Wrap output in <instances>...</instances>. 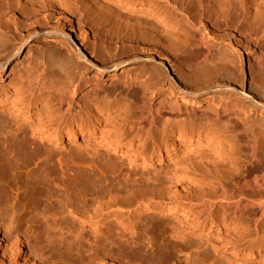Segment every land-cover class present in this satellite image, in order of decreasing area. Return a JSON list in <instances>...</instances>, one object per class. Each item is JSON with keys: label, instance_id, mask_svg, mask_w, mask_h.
Returning a JSON list of instances; mask_svg holds the SVG:
<instances>
[{"label": "bare ground", "instance_id": "1", "mask_svg": "<svg viewBox=\"0 0 264 264\" xmlns=\"http://www.w3.org/2000/svg\"><path fill=\"white\" fill-rule=\"evenodd\" d=\"M29 1L30 0H23L21 4L20 0H0V15H11L10 18L16 17L19 22L33 17V12L37 8L45 11L48 15H57L59 20L62 21L61 24L63 26L50 32L64 36L72 52L70 53L71 55H68L60 50L57 56L55 55L57 52L55 48L49 49V56L52 59L50 60L59 67L72 64L80 65V61H83L96 69L99 75L105 73L109 69H114L117 66L116 64L108 65L105 61L97 59L100 55L99 48L101 45L110 42L118 45V51L121 50L122 52L129 46L135 47L140 44V46L144 47L143 49H145V47L150 48V50L160 57L158 62L155 61V59L152 60L154 61V66L149 67L151 75L149 81L135 77L130 83L122 85V88H126L131 94L140 96V100L143 102L142 105L139 106L141 113L146 109L144 104L145 97L143 93L141 94L138 91L146 92L149 85L152 83V79L157 80V83L152 87H157L161 84L162 79L165 77L161 66H164L166 71H168L169 66L165 64V59L169 60V64H172V74H169L168 71L171 81L174 82L177 88L183 93L198 96L210 90H217L225 91L230 94H240L250 100L252 104L261 111V114H258L254 118L255 121L248 124V122L245 123L237 118L238 116L235 110L231 107V102L224 103L223 100L218 103H216L215 100H209L207 103L203 104L202 107L200 103H197L199 107L171 106V108H168L171 116L165 117H162L159 109H155L150 117L139 118V120L143 119V121H145L146 124H144V127L141 126L142 121L138 120V125L140 124L139 126L143 128L141 130L137 129V132H139L138 134H140V132L142 133V135L138 137L140 147H136L137 150L132 146L133 142L123 144L125 139L122 134H117L108 140L105 139V144L114 153L116 151L121 152L125 157H128L129 164L137 163L142 167H151L155 162L160 165L165 159L172 158L177 150L188 148V150H186V155H192H190L191 161L187 162L188 160H186L183 164L181 163L176 166L174 169L175 171L177 169V172H175L174 175L168 176L164 180L165 183L162 184V187L165 184L168 185L166 191L167 188L168 190H174V198L168 205L164 206L162 204L164 210L158 206L156 209L158 210V208H160L161 213L164 211L167 215L175 214L178 215V218L182 219L180 221L178 220L179 222L175 219L176 222H171L172 219L170 221H160L158 225L161 230L165 231L164 235L166 232L167 234L168 232H177L176 234L180 236L183 234L182 237L185 239L187 237L186 231H188V228H191V231L206 233L207 235L210 233H214V235L218 234V232L224 228V231H227V233L225 232L227 240L221 242V248L225 254H232L233 256L242 255L245 258L255 257L261 253L263 254L264 88L253 79L247 84L248 92L242 89L240 75L236 71L237 66L235 59L231 60L230 55L237 57V54H243V50H257L258 55L256 56L255 64L258 66L259 71H261L260 74L264 73V0H107L110 6L108 3L104 4V0H38L36 5H32L31 9H29L31 4L28 3ZM100 13L102 15H107L103 19L102 15L99 17L95 16ZM106 17L113 18L115 20V23H113L114 25L111 26V24H107L109 19L106 20ZM65 24L70 25L72 28L81 26L86 32L89 31L93 35V43L85 46V49L92 56V59H89L81 46L71 37V34L63 29ZM182 25L183 29L179 28ZM177 28H179V30H177ZM8 29V25L0 24V80L9 62L10 57L6 56L11 53V50H7V41L10 38L8 35L10 31ZM166 30H173L174 32L179 31L180 33L182 31V33L179 34V36L176 34L177 37H173V35L167 33ZM229 37L236 41L235 47L237 50L236 48H234L235 50L232 49L230 55L227 54L222 56L217 54V51L210 44L216 41L223 44L222 41ZM205 41L210 44H206ZM21 48L22 46L19 45L13 49L12 55H16ZM2 53H4V55H2ZM191 56H193L195 61L199 64L195 69L191 68ZM94 59H96V62H94ZM184 78H187L186 80H189V82L184 80ZM183 81H185V84ZM50 82L49 84L47 83V85L44 83L41 84L36 94H40L44 91H51L54 98L58 100V104L64 115L69 114L71 112V100L66 99V92L64 93L61 88H57L52 81ZM74 83L73 80H70L67 86L70 88L75 87ZM194 87H200V89L194 90ZM30 88L32 89V87ZM31 89L25 92H22V89L17 90V99L15 97V100H12L11 103L9 102L10 108L8 110L17 111L23 115V119H26L27 116L22 114L20 104H22L25 99L27 101V96L26 98H24V96L28 94L29 91L31 92ZM90 92H95L93 96L97 95L96 100L99 99V95L101 96L100 99L102 98L101 100H104V95H107L104 94V97H102L101 93H104V91L103 87H100L99 84H91L83 95L86 96ZM30 94H32V92ZM30 94H28V96ZM92 99L95 98L92 97ZM28 100H30V97ZM5 101L6 100L0 98V106ZM91 102H93V100ZM99 103L107 106V104H105L107 103L106 101L105 103H101V101ZM99 103L93 104L98 106ZM95 108L97 111V107ZM91 109L93 110L92 107ZM88 110L90 109L88 108ZM93 116H95V113ZM67 117L68 116H66V119ZM96 118L97 117H95V120ZM92 124L95 125V123ZM36 128H39V126H36ZM41 128L43 129L44 127ZM153 128H155V130ZM152 129L158 133H155L156 136H160V138H158V140H162H159L160 143L157 142L158 140L156 138L151 137V132L154 133ZM46 131L44 130L39 133L40 141L47 140L48 143L52 145H57L61 142L74 143L80 138L95 137V131L91 129L87 132L82 128L76 130L69 129L63 135L59 133L50 134ZM128 137L130 136L128 135ZM121 138L124 140H121ZM150 145L153 146V152L150 150ZM193 156L194 158H192ZM106 164L105 166L108 167ZM111 169H113L112 172L116 171L115 166L114 168L111 167ZM111 169L109 167V170ZM181 179L187 182L185 183V187L181 185L182 183H179ZM197 181H199V184H202L203 187L199 186ZM80 183L79 185L82 187L79 188L83 189L85 187L83 184L86 185V183H83V181L82 184ZM155 184H157V182ZM197 185L201 187L199 190ZM182 186L185 188L184 190L187 191L185 194H189L188 202L190 201L194 206H200L202 215L204 213V216L206 214L212 217V215H217L218 213H223L224 215L229 213V216H223V218L219 220L215 219L217 215L212 222L208 224L199 222L195 219L197 212H193L191 206L192 214L188 205L186 206V208H189L187 210L182 209L183 207L179 205L178 201L182 197L178 195L181 194L183 196V193H181L183 189L180 188ZM133 188L134 187L130 189L131 192L128 194L125 193V195H129L130 197L134 195L135 197H133L135 199L136 195L132 193ZM118 189H116V192H118ZM139 189L141 188H136L135 190L137 196L139 195L137 193ZM141 190L147 195L144 189ZM78 191H80V189H78ZM83 191L81 190V192ZM120 193L122 192L120 191ZM143 193L141 197L143 200L142 203L145 205V202L147 200H149L147 202H151L152 198H147V195V200H144L143 198H145V196ZM109 194L113 196L114 193L112 192V194ZM103 195L99 194L91 198L92 203H89L90 206H87L86 202V206L79 205L76 200V206L78 204L80 207H74V200L72 203L66 204L65 207H63L66 211L73 212L72 217L75 220V226L73 228L74 234H81L82 227L87 223L91 226L95 225L96 229H94V233H96V240L89 241L88 247L89 251L94 247H98V249H96L92 255L85 256L81 252L71 254L67 249L46 245L45 247H40L41 264H126L128 262L126 253L129 251L132 256L128 255L130 256L128 258H133V261H135L134 255L132 254L133 252L131 251L132 248L128 247V243L126 244L128 239H125L126 242L121 241L125 238L122 231H117V239L113 237L110 239L109 237H104L102 234V222L106 218L105 215L108 217V214H103L104 212L102 213L101 211L99 212V210H101L99 208H102L106 212V208L102 207V204L106 202L107 198L105 199ZM118 196L119 193L117 197ZM113 198L114 197H112V199ZM184 198L187 200L186 197H183L181 201H183ZM109 199L108 201L111 200ZM114 200L113 202L112 200L110 201L112 205L116 202H114ZM153 200L154 199H152V202ZM108 201L107 203H109ZM123 201L124 200H122V202ZM135 201L137 202V199H135ZM122 202L119 201L121 204ZM128 203L125 202L127 205ZM115 204L117 205V203ZM112 205L110 206L111 209L114 208V205L113 207ZM119 205L120 204H118V207ZM130 205L131 204H129V207L135 206L134 204ZM148 205H150V203ZM104 206H107L106 203ZM110 207L108 208L109 210ZM122 208H126L124 203L122 204ZM153 209L156 210L155 206H153ZM138 213L141 212L139 211ZM140 215L141 214L138 216L139 219ZM19 219L21 218L19 217ZM12 220H10L11 226L8 228L9 233L5 235L0 233V252H3L4 242L14 240L11 244L12 248L9 251L10 255L8 256L7 252L3 253L6 259H10V261L14 262L16 255H18L24 247L22 239H20L22 237L15 231V228H17L22 221H18L19 224H17V219L15 218L14 221L17 224V226H15V223L13 225L11 224L13 223L11 222ZM183 224H186V226ZM22 225L24 224H21V226ZM13 226H15V228ZM148 229L152 230L153 228ZM17 230H19V228H17ZM161 230L160 232H162ZM152 231H154V229ZM146 232L151 234L150 231ZM16 234L20 238L16 237ZM180 236H178V238H180ZM196 236L199 235L197 234ZM149 237L151 239V236ZM3 240L4 242H2ZM203 246L200 239L199 241L191 240L189 243L179 245L180 249H176V253H172L173 256L168 254L171 252L169 249L170 252L167 251L168 253H164L163 251L160 255H165V259H163L165 260L164 264H170L176 257L175 255L178 256V259L180 257L183 260L181 261L185 264H217L214 258V250L216 248L209 249ZM160 250L162 251L163 249ZM143 254H140V260ZM69 256L73 258H69ZM144 257H146L145 254ZM144 257L143 259L145 260ZM136 258H138V256H136ZM162 258L163 257H161V259ZM176 258L174 260H176ZM131 260L129 261L131 262ZM144 260L143 262L145 263L147 259ZM262 260L261 262H264ZM257 261L259 263V260ZM137 262L138 261H135V263ZM141 262L137 264H141ZM244 263L246 264L245 261Z\"/></svg>", "mask_w": 264, "mask_h": 264}, {"label": "rangeland", "instance_id": "2", "mask_svg": "<svg viewBox=\"0 0 264 264\" xmlns=\"http://www.w3.org/2000/svg\"><path fill=\"white\" fill-rule=\"evenodd\" d=\"M37 1L38 0H30L28 2L31 3L29 9L32 8V5H36ZM104 1V4L108 3L107 0ZM20 2L22 4L23 0H20ZM108 5L110 6L109 3ZM33 13V17L27 18L22 22H19L16 17L10 18L11 15L8 14L0 15V24L9 26L8 30L10 34L8 35L10 38L7 41V50H11V53L6 56L10 58L3 72V77L0 80V98L6 100L0 106V233L2 235L9 233L8 228L11 226L10 220L12 219V225L15 223V218L17 219V224H19L18 221H22L23 223L21 222V224H24L22 228L21 224L17 226L15 223V226H17L19 230L13 226L15 231L18 232L17 234L22 237L20 238L16 234V237L22 239L24 248L16 255V261L14 260V262H12L10 259H6L3 253L7 252L8 256L10 255L9 251L12 248L11 244L14 240H8L6 242L3 240L4 247L2 249L3 252H0V264H41L40 247H45L46 245L67 249L71 254L81 252L85 256L92 255L94 251L98 249V247H94L89 251L88 247L89 241L96 240V233H94V229H96L95 225L91 226L87 223L82 227L81 234H74L73 228L75 226V220L72 217L73 212H68L63 207H65L66 204L72 203L74 200V207L78 206V204L76 206V200L79 205L90 206L92 203L91 198L99 194H105L107 196L103 195L105 199L107 198L105 202L107 206L110 207L112 205L110 201L112 200L113 202L114 199V202L116 201L115 203H117V205L114 203V208L111 209L110 207V210L108 209L109 207L104 206L105 203L102 204L103 206H101L106 208V212L102 208H99L101 209L99 212L101 211L102 213L104 212L103 214H108V217L105 215L106 218L103 220L101 226L103 228V236L109 237L110 239L112 237L117 239V231H122L125 238H123L124 241H121L126 242L125 239L129 240V242L127 240L126 244L128 243V247L132 248L133 257L135 261H138L137 263L141 262L145 254L146 257L144 258L145 260L147 259L148 262L146 260L144 263L143 259L141 264H164L165 260L163 259H165V255H160L163 251L166 253L170 250L171 252L169 251L170 253H167L172 255V253L174 254L180 249L179 245L189 243L191 240L199 241L200 239L205 247L209 249L216 248L214 250V258L217 264H245L244 261L246 264H255L257 260H259V263L257 261L256 264H264V262H261L262 259V261H264V253L259 254L260 256L257 255L248 258L242 255L233 256L232 254H225L221 248V242L227 240V231H224V228L223 230L221 229L218 234H215L216 236L214 233L207 235L206 233L191 231V228L188 227V231H186L187 237L185 239L182 237L183 234L180 236L176 234L177 232H172L173 234L169 232L167 234L166 232L164 235L165 231L161 230L158 225L160 221H170L172 219L171 222H174L175 220L180 221L182 219L178 218V215L175 214L167 215L164 211H162V213L160 212V208L164 210L163 207L168 205L174 198V190H168L167 188L166 191L168 185L165 184V187H162V184L165 183L164 180L168 176L174 175L175 172H177V169L176 171L174 169L176 166L181 163L183 164L186 160H188L187 162L191 161V154L186 155V150H188V148L177 150L172 158L165 159L160 165L155 162L156 164L153 163L151 167H142L137 163L129 164L128 157H125L121 152L116 151L114 153L105 144V139L108 140L117 134H122L125 139L121 138V140H124L123 144L133 142L132 146L137 150V148L140 147L138 137L142 135L141 132L138 134L139 132H137V129L141 130L144 124H146L143 119L139 120V118L150 117L155 109H159L162 117H165L171 116L168 110L171 106L199 107L197 103H200L202 107L203 104L207 103L209 100H215L216 103L223 100L224 103L231 102V107L235 110L238 116L237 118L245 123L248 122V124L255 121L254 118L258 114H261V111L254 106L250 100L240 94H230L225 91L217 90H210L198 96L183 93L177 88L175 83L171 81L169 74L173 72L171 68L172 64H169V60L165 59V64L169 65V74L168 71L165 70V67L161 66L165 76L161 84L157 87H152L157 83V80L152 79V83L149 85L146 92L138 91L141 94L143 93L145 97L144 104L146 109L141 113L139 106L142 105L143 102L140 100V96L131 94L126 88H122V85L130 83L135 77L149 81L151 79L149 67L154 66V61L152 60L155 59V61L158 62L160 57L150 50V48L145 47V49H143L144 47L140 46V44L135 47L129 46L122 52L121 50L118 51V45L110 42L101 45V47L99 44L100 55L97 59L105 61L108 65L116 64L117 66L114 69H109L105 73L99 75L96 69L83 61H80V65L72 64L65 65V68L59 67L51 61L52 59L48 52L49 49L55 48L57 51L55 55H57L60 50L68 55L72 53L69 49L70 45H68V41L64 36L50 32L54 29L61 28L63 26L61 24L62 21L59 20L57 15H48V13L38 8ZM101 15L100 13L95 16L99 17ZM106 15L107 14L102 15V19L105 18ZM108 19L109 21L107 24H111V26L114 25L113 23H115V20L106 17V20ZM179 28L183 29V25ZM179 28H177V30H179ZM63 29L71 34V37L81 46L89 59H92V56L85 49V46L93 43V35L89 31L86 32L81 26L72 28L70 25L65 24ZM166 31L167 33H171L173 37H177V35L179 36V34L182 33V31L181 33L179 31L174 32L173 30ZM205 43L210 44L207 41H205ZM222 43L223 44H220L216 41L210 44L219 55H230L232 49L236 48V41L231 37L226 38ZM19 45L22 46L21 50L16 55H12L13 49ZM257 53V50H243V54H237V57L230 55L231 60L235 59L237 66L236 71L240 75V82L242 83L241 87L246 92H248L247 84L253 79L264 88V73L260 74L261 71H259L258 66L255 64ZM2 55H4V53H2ZM191 59V68L195 69L199 64L195 61L193 56H191ZM94 62H96V59H94ZM186 79L187 78H184V80ZM68 80H73L75 82V87H68ZM50 81H52L57 88H61L64 93L66 92V99L71 100L70 115H64L62 109H60L58 100L54 98L51 91H44L40 94H36L41 84L44 83L47 85ZM186 81L189 82V80ZM183 83L185 84V81H183ZM91 84H99L100 87H103L104 93L101 94L102 97L105 96L103 99L107 103L101 100L102 98L100 99V95V100L97 99L99 100L97 101V95H94L95 97L93 96L95 92H90L86 96L83 95ZM30 87H32V89ZM19 89H22V92L31 89L32 92V94H30V91L29 93L26 92L30 95L28 96V94H25L24 98L27 96V101L25 99L23 103L20 104L21 112L27 116L26 119H23L21 113L8 110L11 101L15 100L17 90ZM199 89L200 87H194V90ZM29 97L30 100H28ZM92 97L95 99H92ZM92 100L93 102H91ZM100 101L101 103L104 102L107 104V106L100 104ZM93 103L99 104L96 106ZM95 107H97L98 112ZM88 108L90 110H88ZM94 111H96L97 114ZM94 113L95 116H93ZM66 116H68L67 119ZM91 116H93L94 119ZM95 117H97L96 120ZM138 120L142 121L141 126L143 127L139 126L140 124L138 125ZM92 123H95V125ZM36 126H39V128H36ZM41 127L44 128L42 129ZM78 128H82L86 132L90 131V129L94 130L95 137L80 138L74 143L61 142L57 145H52L48 143L47 140L40 141L39 133L44 130H47L46 132L50 134L59 133L63 135L69 129L76 130ZM153 129L155 130V128ZM155 133V131L154 133L151 132V137L158 140L160 136H156L158 133ZM128 135L130 137H128ZM159 140L157 141L158 143L162 141ZM152 148L153 146L150 145L151 151ZM192 158H194V156ZM105 164L108 165V167H106ZM114 166L116 171L112 172L113 169H111V167L114 168ZM109 167L111 170H109ZM82 181L86 183V185L83 184V186H85L83 189L79 188L82 187L79 185L80 182V184H82ZM155 181L157 184H155ZM179 183H182L181 185L185 187V183L187 182L181 179ZM197 183L199 184V181H197ZM199 186L203 187L202 184H199ZM199 186L198 190L201 188ZM77 187L80 191H78ZM132 187H134L132 193L136 195L135 199H137L139 203L135 201V196L133 194L134 197L125 195V193L128 194L131 192L130 189H132ZM135 187L137 189H144L148 195L147 198L154 199L153 202L152 199L151 202H147L149 201L146 198L147 195L143 193V190L139 189V192L141 191L146 198L143 199L147 200V203L145 202L144 205L142 203V193L140 192V195L137 191L139 194L137 196ZM182 187L180 188L183 189V192L181 191L183 196L181 194L178 196L182 198L186 197L187 200L184 198L183 201H181L182 198L180 197L181 199L178 201L179 205L183 207H181L182 209L187 210L190 208L191 214L193 208V212L196 211L197 215L200 216L198 217L196 215V218L194 217L199 222L208 224L212 222L217 215L218 218L216 217L215 219L219 220H221L223 216H229V213L226 215L218 213L217 215H212V217L206 214L204 216V213L202 215L201 207L192 205L190 201L188 202L189 194H185L187 191ZM116 189H118V192H116ZM81 190L84 191L81 192ZM120 191L123 194L120 193ZM112 192L114 193L113 196L109 194H112ZM115 192L117 195L119 193L118 197ZM112 197L114 198L112 199ZM108 199L110 201H108ZM122 200L124 201L122 202ZM107 201L109 203H107ZM119 201L122 202V204L124 203L127 209H123ZM125 202L128 203V205L125 204ZM149 203L150 205H148ZM118 204L121 206L119 205L118 207ZM129 204H134L135 209L133 206L129 207ZM187 205L189 208H186ZM153 206H155V209L157 206L160 208L154 210ZM79 207L80 206H78V208ZM139 211L141 213H138ZM139 214H141L140 219L138 218ZM19 217L21 219H19ZM183 225L186 226V224ZM21 228V232L23 233L20 232ZM148 228H153L154 231ZM160 230L163 233L160 232ZM146 231H150L151 234ZM197 234L199 236H196ZM149 236H151V239ZM178 236H180V238H178ZM160 249L163 250L161 251ZM128 253H126L127 263L132 259L129 264H137L133 261V258H128L130 257L128 255H131L130 251ZM141 253L144 254L141 255L142 259L140 260L139 257ZM135 254L138 256L140 262ZM175 256L177 257H175L176 260H174V258L170 264H185L180 257L178 259V256ZM161 257L163 258L161 259ZM69 258L73 257L69 256Z\"/></svg>", "mask_w": 264, "mask_h": 264}]
</instances>
